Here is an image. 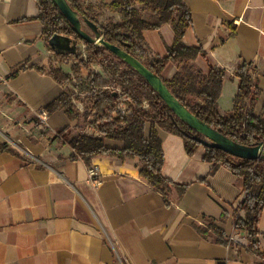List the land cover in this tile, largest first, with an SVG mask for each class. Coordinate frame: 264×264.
<instances>
[{
    "label": "crops",
    "instance_id": "obj_1",
    "mask_svg": "<svg viewBox=\"0 0 264 264\" xmlns=\"http://www.w3.org/2000/svg\"><path fill=\"white\" fill-rule=\"evenodd\" d=\"M112 1L78 0L101 25L122 21ZM182 2L191 17L182 43L204 52L187 67L203 76L209 66L224 73L218 113L233 115L239 85L235 73L245 63L258 97L251 108L246 100L243 111L264 119V0ZM136 7L144 21L155 20ZM39 12L37 0H0V143L6 145L0 147V264H264V206L255 235L258 251L248 240L246 245L229 242L231 234L243 235L234 227L235 217L246 216L243 179L205 160L202 145L189 155L179 135L155 127L163 153L161 174L178 185L169 187L165 204L140 177L142 165L135 157H91L87 164L101 174L93 188L85 162L72 158L62 138L40 137L37 128L31 139L21 134L36 110H47L65 89L49 74L61 65L42 34ZM142 37L150 62L167 54L174 32L166 23L143 30ZM183 65L168 62L161 79L183 73ZM195 103L201 100L187 96V104ZM49 121L64 131L69 124L59 106ZM149 129L146 123L145 137ZM7 132L20 133L19 143L1 139Z\"/></svg>",
    "mask_w": 264,
    "mask_h": 264
},
{
    "label": "trees",
    "instance_id": "obj_2",
    "mask_svg": "<svg viewBox=\"0 0 264 264\" xmlns=\"http://www.w3.org/2000/svg\"><path fill=\"white\" fill-rule=\"evenodd\" d=\"M37 2L40 10L38 18L43 24L42 34L51 51L59 56V53L50 45L51 39L63 36L76 41L81 38L72 29L53 0H37ZM66 2L81 19L87 20L96 27L105 41L134 56L159 77L160 71L168 62H184L183 73H177L171 80L163 81L176 99L200 121L235 143L248 147L264 144V119L243 111L246 100L251 108L258 97V91L249 73L250 65L241 64L235 73L239 78V85L233 102L234 113L231 116H221L217 111V99L224 76L223 71L209 66L208 75L203 76L199 71L193 73L187 67V61L199 55L203 56L204 52L199 47H188L182 43L185 31L191 23L190 12L182 0H113L110 7L119 11L122 21L119 24L107 25H101L96 19L89 16L78 0H66ZM137 4L142 6V10H147L155 16V20L153 22L144 21L140 14V8L136 7ZM166 23L172 25L173 44L164 57L149 62L142 46L144 42L142 31L155 30ZM86 44V60L81 59L78 65L71 67V71L79 82H81V69L88 71L83 85L90 96L93 116L87 126L101 136L94 137L81 133L69 139L62 136L61 138L73 150L72 158H80L85 163H88L91 157L100 155L137 158L142 165L139 170L140 177L159 192L164 203L168 204L169 187L178 185L161 174L163 153L155 127L179 135L183 139L185 150L189 155L192 154L195 147L201 145L194 139V136H199V134L181 122L134 69L104 47ZM72 54L70 53V57ZM110 56L119 59L118 64L124 65L126 68V71L121 72L119 76L122 87L120 93L107 91V84L101 75L92 73L90 69L91 64L111 63ZM37 70L43 72L42 69ZM49 74L59 84H65L70 80L69 76L60 69H51ZM131 76H135L138 80V85L133 87L134 91L126 90L123 86L124 83H131ZM142 92L147 94L146 98H142ZM187 96L201 100V104H187ZM144 100L149 105L148 110H144L142 107ZM116 105H124L129 114L124 115L115 111ZM56 106L69 112V103L64 102L63 93L47 106V111L52 112ZM146 123L150 128L147 137L144 135ZM63 132L64 130H60L59 135ZM106 139L116 141L120 145L109 146L105 143ZM0 147L6 148V145L0 143ZM204 149L203 158L205 160L221 164L243 179L245 194L241 206L246 211V216L245 218L235 217L234 227L245 232L250 247L258 251L255 235L264 206V159H239L216 148L204 147Z\"/></svg>",
    "mask_w": 264,
    "mask_h": 264
},
{
    "label": "water",
    "instance_id": "obj_3",
    "mask_svg": "<svg viewBox=\"0 0 264 264\" xmlns=\"http://www.w3.org/2000/svg\"><path fill=\"white\" fill-rule=\"evenodd\" d=\"M53 2L81 40L89 44L104 47L129 67L134 69L147 82L151 89L158 94L160 99L172 111V113L181 122L185 123L188 127L199 134V136H194V139H196L203 147L216 148L239 159H264V144L260 143L252 147L237 144L217 130L208 126L206 123L200 121L176 99L158 75L154 74L134 56L123 51L118 46L105 41L103 35L100 34L97 28L87 20L81 19L67 4L66 0H53ZM83 23L93 32V35L85 31L82 27ZM50 45L59 54H70L74 52L75 39L62 36L55 37L51 39Z\"/></svg>",
    "mask_w": 264,
    "mask_h": 264
},
{
    "label": "rangeland",
    "instance_id": "obj_4",
    "mask_svg": "<svg viewBox=\"0 0 264 264\" xmlns=\"http://www.w3.org/2000/svg\"><path fill=\"white\" fill-rule=\"evenodd\" d=\"M82 27L85 29L86 32L93 35V32L86 26V24L83 23ZM75 51L77 52L78 50H75ZM57 57H60L59 59L63 60V62L60 63L61 65L60 70L64 66L63 69L67 73H69V70L71 69V63L69 60L66 61V59L70 57V54L60 53L59 56ZM110 58H111V63L106 62L104 65L91 64L90 69L92 73L101 75L102 79L107 84L106 86L107 91L120 93L122 90V87L120 84L121 79H119V76L121 72L126 71V68L124 65L118 64L119 59L113 58L112 56H110ZM64 74L66 75V73ZM87 75H88V71L85 69H81V76H80L81 82H79V80H77V78H75L73 74V77L76 83H72L69 80L67 83L64 84L65 85V89L63 91L64 102L69 103L70 110L69 112H65V110L62 107L60 108L63 110L64 115L69 120L68 122L69 124H67V127L65 128V131L63 132V134H60V135H59L60 129L52 127L55 133L59 135V137H56V138L61 139V136H62V137L69 139L81 133L86 134V135H91V136H97L96 134L91 132L87 126L88 122L91 121L92 116H93L91 112L90 96L85 86L83 85V82L86 79ZM130 79H131V83L130 84L124 83L123 86L126 88V90L134 91L133 87H136L138 85V80L135 76H131ZM141 95H142V98L147 97L146 96L147 94L144 92H142ZM29 127L30 128L28 130L26 131L22 130L21 132V134H23V136L27 138L31 139L33 137L32 132L35 128L38 129L39 131L38 133L40 134V137L45 136L47 134H50L52 137H55L53 133L51 132V130H47V129L44 130L40 127L35 114L32 115V124ZM19 134L14 135L13 133L9 134L7 132L5 134V137L1 136V139H3L6 142H9L8 140L9 138L10 140H13L14 142L19 143V140H18V136H20Z\"/></svg>",
    "mask_w": 264,
    "mask_h": 264
},
{
    "label": "built area",
    "instance_id": "obj_5",
    "mask_svg": "<svg viewBox=\"0 0 264 264\" xmlns=\"http://www.w3.org/2000/svg\"><path fill=\"white\" fill-rule=\"evenodd\" d=\"M98 46V45H96ZM75 50H78L77 52ZM87 44L84 41L81 40H76L75 41V49L74 52L72 54L71 57L67 58L66 61H70L71 63V67L74 65H78L79 61L82 60H86L87 58ZM60 57H57L55 59V61L60 65V63L63 62V60L59 59ZM65 60V59H64ZM68 76L70 78V81L72 83H76L75 79L73 77V72L69 71ZM129 103H131L130 100H128ZM142 107L144 110H148V103L146 101H143L142 103ZM115 111L120 112L121 114L124 115H128L129 111H127L126 107L124 105H116L114 108ZM35 116L38 120V123L40 125V127H42L43 129H47V130H51V132L53 133V135L55 137H59V135L57 133H55V131L52 129L50 121H49V113L45 108H39L36 110L35 112ZM80 159V158H79ZM86 167V178H87V182L94 188L97 187V185L100 183L101 181V174L98 170V168L95 165H89L87 163H85ZM240 233H233L228 237V241L229 242H233V243H239L242 245H246L247 244V234L245 232H243V235H239Z\"/></svg>",
    "mask_w": 264,
    "mask_h": 264
}]
</instances>
